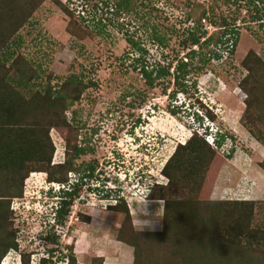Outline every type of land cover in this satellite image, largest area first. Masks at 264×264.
Wrapping results in <instances>:
<instances>
[{"label": "rangeland", "instance_id": "374dc122", "mask_svg": "<svg viewBox=\"0 0 264 264\" xmlns=\"http://www.w3.org/2000/svg\"><path fill=\"white\" fill-rule=\"evenodd\" d=\"M14 7L35 10L6 40L9 47L0 46V80L5 74L13 78L34 72L38 78L31 89L38 91L81 78V94L70 93L74 86L64 90L76 100L65 115L70 127L50 132L52 166L73 158L68 159V146L79 147L91 153L74 161L69 183L88 167L96 165L97 171L81 189L64 225L55 229V197L64 187L50 183L47 173L30 175L24 198L8 200L4 237L18 250L10 251L2 264H25L23 258L28 264L45 259L70 264L71 258L76 264H135L136 248L141 264H206L201 261L206 248L196 249L193 260L191 241L182 244L184 229L175 223L182 220L190 228V204L196 203L253 202V228L264 226V146L242 122L248 99L242 84L249 75L243 63L251 52L261 60L256 73L264 89V0H0V10ZM254 8L260 10V20L254 19ZM15 18H0L3 32L9 34ZM233 27L240 33L234 54L232 42L223 45L225 29ZM192 33L214 37L201 49L202 59L217 52L222 60L214 59L201 71V60L187 57L190 73L184 93L174 78H162L151 87L141 67L135 70L142 54L130 39L148 53L151 72L175 59L185 62L190 51L184 42ZM206 117L214 132L227 136L224 146L214 148L206 139L217 153L201 181L175 173L179 189L166 188L164 169L180 146L195 134L205 136ZM258 128L264 132V117ZM95 179L101 182L93 183ZM193 180L204 182L201 191ZM159 184L164 189H156L150 199ZM119 197L125 198L127 209L111 210ZM216 249H207L206 262L264 264L252 252H227L221 258L213 253Z\"/></svg>", "mask_w": 264, "mask_h": 264}, {"label": "trees", "instance_id": "16d2710c", "mask_svg": "<svg viewBox=\"0 0 264 264\" xmlns=\"http://www.w3.org/2000/svg\"><path fill=\"white\" fill-rule=\"evenodd\" d=\"M34 10V7L26 10H22L20 7L3 8L0 10V18L2 20L9 19L10 16H16L15 23H10L8 26L9 34L3 32L4 30L0 27V46L7 44L9 47L10 42L5 43L6 40L10 39L11 35L16 34L24 26ZM255 10L256 12L253 13V17L255 20H260V10L254 8ZM224 25L225 27L231 26L227 22H224ZM225 31V42L223 45L225 47L228 45L229 47V43L232 42L233 46L230 51L234 54L239 43L240 33L235 27L233 29L226 28ZM206 36V33L201 36L192 33L190 40L184 42V47L190 51L189 54L185 55V62L184 60L175 59L167 67L159 65L153 68L151 72L148 70V63L146 62L148 53L141 47V44L130 39L129 43L135 46L142 54L141 59L135 60V70H139V67H141L140 71L143 77H146L151 87H154L156 81L170 77L174 78L175 84L181 89L184 86V80L190 73V64L187 57L191 59L199 58L203 66L199 68L201 71L207 64H211L214 59L222 60V57L217 52H213L214 54L211 58L208 55H204L206 56L205 58L203 57L204 59L201 58L203 56L201 49L203 50L204 47L210 46L214 41V37L206 39ZM229 37H231V40L228 39ZM203 38L206 41L203 42ZM196 46L200 48L199 51L195 49ZM5 59V62H7L10 58ZM259 64L262 65L261 60L254 52L249 53L243 63L249 75L242 84V88L248 95V99L245 102L246 111L242 122L249 128L252 137L264 146V132L258 128L263 124L264 117V89L256 73L258 71L256 67ZM155 74L156 78H154ZM5 75V78L0 80V264H2L3 258L10 251L18 250V245L12 242L11 238L4 237L3 225L7 221L11 209V203L8 200L13 198L21 200L24 198L26 194L24 184L30 178V175L33 173H47L50 183H60L63 185L64 189L59 194H56L55 197L59 204L56 210L57 226H63L64 220L69 216L75 199L79 198L81 189L90 185L89 181L96 177L97 171L96 165L88 167L84 171V175H81V178L75 180V183L72 181L69 183V173L75 172L74 161L91 153V150L79 147L71 149L68 146V159L69 155H72L73 158L62 165L52 166L55 149L51 144L50 132L52 129L70 127L65 115L69 108L76 103V100L66 94L65 91L74 86V88H77L70 93L81 94L80 86L78 87V85H82V79L78 76H73L62 85V88L48 86L38 91H33L31 87H36L34 85V78L37 76L34 75V72L31 74L20 73L13 78L7 76V74ZM181 91V93H184L185 90L182 88ZM25 92H29L30 98L25 96ZM173 97L175 98L176 95ZM209 114L210 117H213L212 113ZM226 140V135H220L217 140V147L222 148ZM206 153H209V155ZM216 153L204 137L195 134L186 145L178 148L164 169V175L169 179V184L166 188L172 190L179 189L180 182L175 173H179L180 177H184L185 180H188L187 175H190L191 179L195 178L196 180L198 178L201 181L203 177L202 172L210 166ZM76 173L81 174L79 171ZM59 175L64 176L60 177ZM96 179L93 183L95 181L101 182ZM203 183L195 184L197 186L196 190L201 191ZM156 189L163 190L164 185H156L152 189L150 199ZM124 199L119 197L118 204L111 206L110 209L114 211H119L121 208L127 209L128 204ZM190 205L191 212L188 218L191 221H187H190L191 227H185V225L181 224L182 220L175 223L184 229L185 237L182 238V244L185 246L187 245L186 240L191 241L190 244L194 250L190 254L194 257L190 256L193 257V260L197 256L194 252L200 246L201 248H206L201 260L206 264H212L205 261L206 257H208L205 252L208 251L207 249L213 247L217 248L213 253L221 258L227 252L235 253L242 250L255 253L258 257L264 259V226L253 228L255 213V204L253 202L224 201L211 202L207 206H200L197 203ZM170 210L171 208L168 206L167 214L169 216ZM167 218L169 219V217ZM55 228L56 226H52V229ZM190 236L192 237L191 239ZM134 241L136 242V240ZM194 241H196V245ZM136 249L138 250V248ZM137 250L135 252V264H141L138 260L139 255L137 257ZM51 253L53 254L54 252L51 251ZM23 260L25 264H28L27 258H23ZM192 262L196 264L194 261ZM57 263L46 259L42 261V264ZM70 264H76V260L71 258Z\"/></svg>", "mask_w": 264, "mask_h": 264}, {"label": "clouds", "instance_id": "9594fccd", "mask_svg": "<svg viewBox=\"0 0 264 264\" xmlns=\"http://www.w3.org/2000/svg\"><path fill=\"white\" fill-rule=\"evenodd\" d=\"M206 119L208 120V123H207V126H205V124L203 123V125L205 127V130H204L205 136H202V137H204L205 140L207 139V141L211 144V146H213L214 148H218L217 147V140H218L219 136L220 135H223V134H220V132H214L213 131L214 130L213 129V126L214 125H211V123H210V121H209V119L207 117H206ZM209 139H211L212 142H210ZM55 221L57 223V220H56V212H55ZM56 223L53 226L58 227ZM144 227H150V225L145 224Z\"/></svg>", "mask_w": 264, "mask_h": 264}, {"label": "built area", "instance_id": "2783aa9c", "mask_svg": "<svg viewBox=\"0 0 264 264\" xmlns=\"http://www.w3.org/2000/svg\"><path fill=\"white\" fill-rule=\"evenodd\" d=\"M229 38H231V37H229ZM204 41H206V40H204ZM220 48H222V47H220ZM195 49H196L197 51H199L200 48H199L198 46H196ZM116 201H117V204H118V200H116ZM117 204H116V205H117Z\"/></svg>", "mask_w": 264, "mask_h": 264}]
</instances>
